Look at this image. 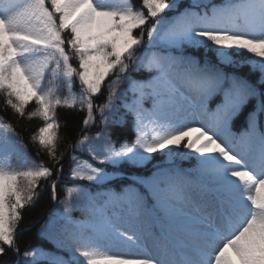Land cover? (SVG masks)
Wrapping results in <instances>:
<instances>
[{
  "label": "snow or ice",
  "instance_id": "6c2138e0",
  "mask_svg": "<svg viewBox=\"0 0 264 264\" xmlns=\"http://www.w3.org/2000/svg\"><path fill=\"white\" fill-rule=\"evenodd\" d=\"M0 95L19 117L43 122L31 140L53 162L32 160L0 117V257L11 249L16 264H264V0H0ZM58 107L84 112L67 154L57 151ZM129 122L134 139L113 140L110 126ZM157 154L166 160L151 176L109 187L117 166ZM66 155L79 182L58 204L68 258L39 247L21 254L22 211L42 185L57 199ZM189 159L190 168L177 163ZM119 246L139 251L108 250Z\"/></svg>",
  "mask_w": 264,
  "mask_h": 264
},
{
  "label": "trees",
  "instance_id": "16d2710c",
  "mask_svg": "<svg viewBox=\"0 0 264 264\" xmlns=\"http://www.w3.org/2000/svg\"><path fill=\"white\" fill-rule=\"evenodd\" d=\"M184 3H188L189 0H183ZM134 6L139 7L142 0H130ZM65 39L70 38V33H64ZM198 56L203 57L204 50L200 49L197 53ZM210 56L214 54H209ZM246 59V57H240ZM73 65L77 66L78 61L73 58ZM242 72H248V68L245 67L241 70ZM139 77V74H134ZM111 79V77L109 78ZM74 91L79 92L78 83L74 86ZM64 94L63 92L61 93ZM107 95V89H104V94L96 99V103L100 104L104 102L105 96ZM217 102V98H213L210 101V106L214 107ZM255 101H250L249 105L241 113V115L233 122L232 131L239 132L245 126V120L248 112L251 110ZM35 107L34 103H31L26 108V113L33 110ZM0 116L8 122H11L16 131L19 133L25 145H27V151L32 157V160L37 163L43 162L48 166H53V162L48 157L45 152L40 151L39 146L33 144L31 136L42 126L43 122L39 118H27L19 117L13 112L11 108H6L4 104V97L0 95ZM84 117V112L70 109L66 107L57 108V119L60 122L61 128L58 133L59 144L57 145L58 152L70 153V145L74 144L81 134L82 120ZM264 117H261V120ZM99 119L97 120V124ZM99 129L93 127L89 129L91 134H94ZM110 131L112 132V139L122 141L125 138L128 140L134 139L135 133L132 128L131 123H126L122 127H117L115 125L110 126ZM40 152L38 156L37 153ZM75 155L80 156L82 159H90L89 155L84 152H76ZM164 159V156L157 154L155 158L148 164L139 167H132L130 165H120L115 169L117 179L109 184V187L114 190L120 191L123 188L132 185L137 177H148L151 176L152 171L155 169L156 165H159ZM68 156L66 155L64 163V170L61 179L57 186V199H52V190L49 186L42 185L40 190V195L38 199L31 206H26L22 211L23 219L21 220L18 228L17 243L20 247L21 254L25 249L28 248H42L45 252L49 254H59L63 255L65 259L68 258V253L63 251L59 245L60 242L66 239V235L62 234L59 229L60 221L58 219V204L60 200H63L66 195V186H76L79 182L73 181L69 176L70 165L67 163ZM185 165V168L192 167L186 160L181 161ZM100 167L102 165L96 164ZM109 171H113L112 165L105 166ZM55 170V169H54ZM75 202V201H74ZM72 215L76 218L83 219L84 213L76 209L72 212ZM18 257L13 253L11 249H7V255L0 257V264H16ZM41 264H47L46 261H41Z\"/></svg>",
  "mask_w": 264,
  "mask_h": 264
},
{
  "label": "rangeland",
  "instance_id": "374dc122",
  "mask_svg": "<svg viewBox=\"0 0 264 264\" xmlns=\"http://www.w3.org/2000/svg\"><path fill=\"white\" fill-rule=\"evenodd\" d=\"M166 158L164 157L163 161L159 164V165H162L164 164ZM189 164H191L192 166L194 165L195 161L192 160V159H189V160H186ZM11 163L14 165V166H18L20 163H21V160L19 158H17L16 156H13L12 158V161ZM177 163L185 168V165L182 164V162L180 160L177 161ZM155 171V169L152 171V173ZM130 227H133L135 228L136 226L135 225H130ZM110 252H114V251H123V252H136V251H139L138 249L136 248H128V247H125V246H119V247H113V248H109L108 249Z\"/></svg>",
  "mask_w": 264,
  "mask_h": 264
}]
</instances>
